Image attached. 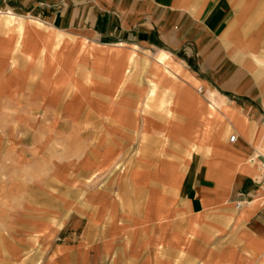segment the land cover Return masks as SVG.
Instances as JSON below:
<instances>
[{
  "label": "crops",
  "instance_id": "1",
  "mask_svg": "<svg viewBox=\"0 0 264 264\" xmlns=\"http://www.w3.org/2000/svg\"><path fill=\"white\" fill-rule=\"evenodd\" d=\"M0 10L9 11L0 15V113L31 112V97L60 111L67 87L56 97L46 83H59L70 61L69 85L84 79L89 93L101 79L99 95L123 88L122 110L103 101L84 110L118 135L85 170L104 173L139 141L125 158L129 176L92 188L87 216L72 218L80 233L36 234L45 264H264V0H0ZM141 71L147 87L137 83ZM140 92L147 101L136 109L129 99ZM172 93L184 104L172 107L181 120L171 117ZM163 107L166 119L156 111ZM69 109L72 119L83 110ZM189 109L208 113L212 125L198 121V131H213L201 140L213 155L186 151L200 142ZM140 112L154 116L150 137ZM7 132L0 162L19 161L27 149L15 147L25 144ZM158 145L165 153L157 156Z\"/></svg>",
  "mask_w": 264,
  "mask_h": 264
},
{
  "label": "rangeland",
  "instance_id": "2",
  "mask_svg": "<svg viewBox=\"0 0 264 264\" xmlns=\"http://www.w3.org/2000/svg\"><path fill=\"white\" fill-rule=\"evenodd\" d=\"M90 62L91 65L94 63ZM64 63L65 65L57 72L60 75V82L46 83L56 92V97L59 94V88L67 87L68 92L63 91L60 111L54 113L43 110L42 101L38 98L33 100L31 97L26 99V101L33 102L29 104L31 112L0 113V132L2 133L6 129L7 134L12 138L22 139V144L25 146L17 144L16 152H21L23 148L27 149L24 152L26 156L21 157L22 161L0 162V264H45V260H48L47 254L43 252V242L37 240L36 234L41 230H44L45 233H60V235L67 234L68 236L80 233V231H76L77 228L72 226V218L77 214L87 216L90 211L87 206V195L91 193V189H101L103 185L106 186L109 179L119 181L121 176L123 178L129 176L128 171H131L129 167H132L133 162L130 160L128 167L125 160L138 151L139 141L137 140L124 153L120 162L108 168L104 173L99 174L100 172L96 171L92 175V169L85 170L86 161L89 158L92 159L94 154L95 156L102 155L107 145L115 142L118 135H115L114 131L110 129L112 126L104 127L102 114L93 112V115H87L84 110L86 107L100 106L101 101L103 104H107L109 110H122L121 100L118 99L122 97L120 95L123 88L119 90L117 84L112 94L99 95L100 92H97L96 88L102 86L105 81L94 79L95 84L90 86L93 91L89 94L84 91L85 87H88L84 79L75 82L72 78V85L67 83L70 78L67 71L71 64L70 61H64ZM16 66L15 62L11 68ZM81 70L83 69L79 71ZM137 75L136 79L140 81L137 83L147 87L149 84L148 73L141 71ZM128 88L132 87L128 84V87L124 89ZM79 90L82 94L73 99L69 92L76 94ZM173 93L175 94V92ZM173 93L172 104L169 108L171 117L181 120V116L176 114L172 107L184 104L174 97ZM136 94V98L129 99V94H126V97L130 100L129 105L135 106L137 109L138 104L140 102L145 104L147 98L143 97L141 92ZM69 107H76L78 111L80 108L83 110L74 114L75 119H72L73 114L69 113ZM136 109L135 111H137ZM165 110V107L156 110L162 119H166ZM189 112L188 122L191 133H193L192 136L194 135L193 137H196L200 142H191L186 151L198 148V152L203 151L209 156L213 155V147L210 144L203 145L201 142V140L211 142L214 137L213 131L209 129L198 131V121L200 125L205 124L207 127L212 125L205 121L208 113H200L197 118L196 110L189 109ZM109 115H112L115 121L122 122L120 115L115 116L112 113ZM139 117L147 128L144 134L146 133L150 137L148 127L154 116L144 117L143 112H140ZM220 119H222L221 116ZM3 127L5 129H2ZM228 134L231 136L233 132ZM44 139L46 141L44 153H37V149L45 144ZM121 142L123 143V141ZM155 152L158 156L165 153V150L163 146L158 145ZM23 236H27L26 241L23 240ZM5 249L10 250L13 254L9 253L10 257H2L5 254ZM16 250L20 251L19 254Z\"/></svg>",
  "mask_w": 264,
  "mask_h": 264
},
{
  "label": "built area",
  "instance_id": "3",
  "mask_svg": "<svg viewBox=\"0 0 264 264\" xmlns=\"http://www.w3.org/2000/svg\"><path fill=\"white\" fill-rule=\"evenodd\" d=\"M9 13V11H2V10H0V15L1 14H8ZM200 91L202 90V88H200L199 89ZM229 140L231 141V142H235L236 140H237V136L235 135V134H233V135H231V137L229 138ZM261 165H262V169H263V171H264V157H263V159H262V162H261ZM237 206L239 207L240 206V203H237Z\"/></svg>",
  "mask_w": 264,
  "mask_h": 264
},
{
  "label": "bare ground",
  "instance_id": "4",
  "mask_svg": "<svg viewBox=\"0 0 264 264\" xmlns=\"http://www.w3.org/2000/svg\"><path fill=\"white\" fill-rule=\"evenodd\" d=\"M213 103V102H212ZM237 136V135H236ZM231 137V136H230Z\"/></svg>",
  "mask_w": 264,
  "mask_h": 264
}]
</instances>
